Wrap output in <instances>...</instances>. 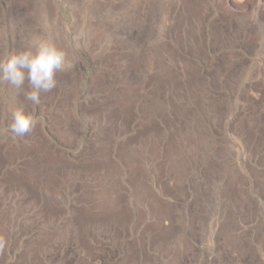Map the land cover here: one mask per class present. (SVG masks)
Wrapping results in <instances>:
<instances>
[{
  "label": "rangeland",
  "instance_id": "rangeland-1",
  "mask_svg": "<svg viewBox=\"0 0 264 264\" xmlns=\"http://www.w3.org/2000/svg\"><path fill=\"white\" fill-rule=\"evenodd\" d=\"M106 1L107 5L103 8L113 5L111 18L116 19H110L108 28L96 30L98 28L95 27L89 29L82 17L103 16L96 11L101 4L98 0H54L55 16L61 18L56 20L51 16L44 17L48 14L44 0H38V3L36 0H0V61H6L18 53L21 32L28 31L21 20L28 19L26 22L30 20L33 26L30 30H36L34 32L38 34L34 38L54 43L67 53L72 65L69 70L57 74L63 82L60 97L51 102L52 99L46 96H50L49 92L41 93L38 106L25 101L23 91L28 86L17 89L0 81V143L20 148L28 135L14 137L11 133L12 113L17 108H22L34 117L36 123L32 131L38 129L52 138L58 147L66 151L68 157L65 152L54 147L57 156L67 161L82 159L83 154L98 143L106 127H112L105 137L113 135V143L119 134L116 125L120 123L118 126L120 129L124 127V134L116 140L114 149L111 148L116 155L118 151L119 155H115L112 160L119 161L124 168L125 178L123 176L121 186L132 219L124 225V235L118 239L115 230L105 234L104 226L98 228L88 249L82 250L76 240L75 224L108 223H92L87 219L88 214L82 211L89 209V205L78 201L80 193L72 194V187L68 183L60 194V211L55 214L53 221H48L42 203L28 202V191L9 186L10 175L2 166L0 224L5 225L0 228L3 237L0 264H20L27 250L43 241L46 242L41 250L44 264H133L129 251L133 246L139 248L146 241L142 230L144 226L150 225L151 215L148 203L138 199L130 182L129 171L121 158L120 150L123 147V150L128 149L127 152H133L135 156L139 152L144 165L148 163L146 168L149 179L154 181L155 192L162 196L164 205L171 211L175 221V224L165 220L164 224L150 225L155 226L152 227V237L157 238L153 239V245L146 246V252L139 251L138 261L134 264H264V195L252 193L259 200V210L248 211L243 222L236 224L241 228L239 232L247 239V244L253 243L256 251L250 256L239 258L236 253L227 250L221 237L227 226L225 218L231 214H227L228 210L225 213V183L222 169L218 168L222 159L214 157L217 170L208 173L199 156L200 151L194 155L189 151L185 139L186 132L192 139L194 129L205 125L222 147L218 148L219 152L224 150V144L228 141L235 153L231 160L247 177V184L252 191L257 189L256 177L264 176V137L257 134V139H251L250 136L254 134L248 131L250 118L256 111L254 108L260 107L264 100V80H261L264 78V0H201L203 8L199 13L190 11L194 0H142L140 6L136 0ZM38 12L44 20L41 24L35 18ZM97 21L88 23L93 26ZM217 25L231 37L237 36L233 39L235 42H225L223 46L214 48L213 29ZM67 45L70 46L69 51L66 50ZM27 46L28 43L24 44L25 49ZM197 52H202L212 62H204L197 57ZM228 54L243 60L244 71L240 69L237 79L226 85L223 78L215 81L216 73L211 65L222 62ZM165 62L175 74L174 83H170L171 79L161 80L159 70ZM187 63L190 67H197L198 81L204 84L202 87L207 92L192 90ZM240 67L243 66L240 64ZM125 86L135 87L140 100L154 89L167 101L162 115L165 120L162 121L168 125H161L158 135L150 141L144 133L141 137L139 131L142 126L115 122L112 110L107 108L116 103L114 93L120 92ZM209 100L215 103L214 107ZM100 102L107 109L96 113L92 107ZM85 109L93 110V119L81 115ZM185 109L189 110L186 112ZM58 113L61 114L58 116ZM187 121L189 128H185ZM33 134L39 133L33 131L28 137ZM171 144L181 156L179 169L172 165L173 161L168 160V157H173L171 152L174 153V150L170 151ZM90 181L86 183L94 184ZM75 183L80 189L82 182ZM88 190L97 188L89 187Z\"/></svg>",
  "mask_w": 264,
  "mask_h": 264
},
{
  "label": "bare ground",
  "instance_id": "bare-ground-1",
  "mask_svg": "<svg viewBox=\"0 0 264 264\" xmlns=\"http://www.w3.org/2000/svg\"><path fill=\"white\" fill-rule=\"evenodd\" d=\"M201 7L203 8L202 1L194 0L193 3H191L190 11H193V12L195 11L199 13L201 11ZM35 18L39 24H41V22L43 23L44 21L43 19H41V16H39V12L37 13V16H35ZM21 21H23L21 22V24L24 25V27L27 28L28 31L27 33H25V31L21 32V36L19 37V45L17 46L18 52L25 50L24 44H27L28 41L33 39L35 36H38V34L34 32L36 30L34 31L30 30V28L33 27L30 24V20L29 22H26L23 19ZM213 30H214L213 31V36H214L213 47L214 48L223 46L224 44H226L225 42H227V44H232V42H235L233 41V39L235 40L237 36L231 37L230 34H227L224 31H222L221 27H219L218 25ZM189 35H191V33ZM178 39L179 41H181L180 37H178ZM178 39L176 38L177 42H178ZM69 49H70V46L67 45L66 50L69 51ZM156 51H160V50H156ZM197 57H199L201 60H203L206 63L210 62V60H208L206 55L203 54L202 52H199V53L197 52ZM240 64L243 67H240ZM187 67H188L187 75H188L189 81L192 83L191 84L192 90H194L195 92L201 91V90L206 91V89L202 87V85L204 84L201 83V81H198L199 71L196 69L197 67L196 68L194 66L190 67L188 66V63H187ZM211 68L212 70H215V73H216L215 81L223 78L225 81V84L227 85V84H231L232 80L237 79L239 72H241V70L244 71L243 70L244 63H243V60H240L237 56L228 54L227 56L224 57V60L222 62H219L217 64L212 63ZM159 75L161 76L162 81L171 79L170 83H174L173 79L175 78L174 77L175 74L171 72V67H169V65H167L166 62L162 64V69L161 71L159 70ZM261 80H264V78ZM135 89H136L135 87L125 86L121 89L120 92H115L114 97H115L116 103L114 102L115 104L113 106H110L107 108H110L112 110V113L115 116V122H122L125 125L137 123L138 125L142 126V130L139 131L141 134V137H142V134L144 133V135H146L147 139H149L150 141L152 137H154L155 135H158L157 132L159 128L161 127V125H164V126L168 125V124H164L165 122L162 121V120H165L164 116L162 115H164V109L168 104L164 98H161L159 96V92L156 93L154 89L152 92L148 93L145 99L140 100L138 98V93H136ZM206 101L208 100L206 99ZM263 101L261 102L260 107L254 108V111L255 110L256 111L255 113L252 114V117L250 118V121H249L250 130L248 129L249 130L248 132H252V134H254V136L249 135L251 139H255V138L257 139V137L259 136V135L257 136V134H260V136L264 137V102ZM209 102L212 103V101L210 100ZM214 104L215 103L213 102L210 105L211 106L213 105L214 107L215 106ZM107 108H103L101 102L97 103L95 107H92L93 110L95 109L96 113H100V112L102 113ZM112 113L111 115H113ZM185 125H186L185 128H187V126L189 128L188 121L185 122ZM210 134H211V131L209 128H206L205 125L204 126L199 125L196 130L194 129L192 139H191V136H189L188 132H186L185 139L188 143L189 151H192L194 155L195 153H197V151H200L198 152L200 153L199 156L202 159V161L205 163L204 167L208 173H214V171L217 170L218 165L216 162H213L214 160L213 158L218 157L222 159V161H220L219 163L221 166L218 168L222 169V172H223L222 177L225 183L224 191H226V196H227L225 200L226 205H227L226 206L227 208L225 207L226 208L225 213H227V210H228L227 214H229V212L231 214L229 217L227 216V218H225L226 219L225 222L227 226L225 227L226 230L224 228L225 231L223 232V235L221 234V237L224 240V243L226 244L227 250L232 253H236L237 257L241 258V257H246L247 255L250 256L254 252L255 246L253 243L247 244L248 242L246 241L247 239L242 235L241 232H239L241 228H239L236 224L243 222V220L247 216L248 211L252 210V211L257 212V210H259L258 209L260 206L259 200L255 198L252 195V193L255 192L257 194L264 195V176L256 177L257 189L252 191V189L247 184V181H248L246 179L247 177H245L241 173V171H239L238 166L235 163V161L231 160L232 159L231 157H233L235 153L232 147L228 145V141L225 142L224 144L225 146L223 145L224 150L222 152H219L218 151V148H220V145H218L219 142L216 138H214L215 136L212 137L213 134L212 136ZM39 136L38 134H33L30 137H28L29 138L28 140H30L29 142H31L30 143L31 145L30 147H28L26 152L22 149V147L13 148L14 147L13 146L11 149H7L8 147L0 148V163H2V165H0V170L2 169V166H4L3 170H5L6 173L10 175L9 186L11 188L18 189V190H22V189H24L25 191L29 190L30 192H34V194L35 193L43 194L44 195L43 198L44 199L46 198L45 200H47L48 205H53V204L60 205L61 191L66 188V185L69 182H71V179L73 177L81 178L84 181L88 179L90 180L93 179L97 181L96 183L98 186L103 187L104 195L102 194L103 196H99V197L96 195H93L91 191L88 190L89 187L93 186V184L85 183L84 187H86L87 191L84 195V202L85 200H88L89 202L92 201L93 203L98 200V202L100 203V206L98 205V208L99 207L100 208L97 210L98 212H95L93 208L91 210L86 208V210L82 212H85L84 214H88L86 215L88 217L87 219H89V221H91L92 223H95L96 221H98V222H107L108 224H101V223L100 224H86L87 222H84L85 224L76 223L75 225H76V232H77L76 233L77 242L79 243L82 250L88 249V245L91 244V242L94 240V236H95V233L97 232V229L102 226L105 227L103 230L104 231L103 233L105 234H110L112 231L115 230L116 239L124 235V232H125L124 225H127L130 222V220L132 219L131 218L132 215H131V212H129V210L126 207V204H127L126 196L123 193V189L121 186L122 179L124 176V168L120 166L119 162L112 160L113 159L112 152L114 150L112 151L111 149L112 148L111 146H113L111 145V143L113 141L112 139L113 135L112 136L110 135V137L106 141H104L105 143L103 144L101 148L94 151L95 153L94 155H92V153L89 152V155L84 160L77 162L73 165L71 164L70 161H67L65 158L61 157L60 159L57 156V152L54 149L52 143L49 140L47 141L46 139H44L43 136L41 137ZM172 144L170 145V148L172 149L170 151L174 150L173 151L174 153L171 152V155L173 157L170 155V157L172 158L170 159L168 157V160L173 161L172 165H176L177 168L179 169L178 165H180L182 162L181 156H179V153L176 152L177 149L173 148ZM193 145L195 146V148H192ZM139 146L141 147V145ZM151 147H154V146L151 145ZM196 147L201 148V150ZM123 148L122 150H120L121 158L123 159V162L125 163L126 168L129 171L130 182L132 183L134 190L138 194L137 196L138 199L140 198L143 201L148 203L147 206L150 209L149 215H151L150 225L151 224L161 225V224H164L165 220H169L171 224H174V218L172 217V214H170L171 211L168 210L166 207H164V201L161 198L162 196H159L158 193L155 192L154 184H153L154 181L149 179V171H148V168H146L147 167L146 165L148 163L144 165L142 156L139 152L137 153L138 155L135 156L133 155V152L132 154H129V152H127L128 149L123 150ZM144 156L147 157V155H144ZM78 188H74V191L75 190L77 191ZM164 208L166 209L164 210ZM48 214L50 217L55 216L52 211L48 212ZM77 218H80V217L77 216ZM78 221H79L78 223H81L80 220ZM2 225L4 226L5 224H0V228ZM150 225L147 226L146 228L144 226V229L142 230V236L146 239V241L143 242V245L139 246V248L132 245L133 247L129 251L131 262L134 261L135 263L136 261H138L136 260V258H137V254L139 253V251L146 252V250H148L146 246L147 245L150 246L154 244V243L152 244L153 239L157 237H155L154 235H153L154 238L152 237V231H153L152 227L154 225L152 226ZM153 228H155V226ZM159 235H162V234H159ZM2 239L3 237L0 235L1 247L3 243ZM46 241L49 242V240H46ZM43 243L44 241L42 243L37 244L36 246H33L31 249L27 250L25 257L23 256L24 259L20 262V264H44L42 263V260H41L42 258L41 250L43 249ZM127 258H129V256Z\"/></svg>",
  "mask_w": 264,
  "mask_h": 264
},
{
  "label": "clouds",
  "instance_id": "clouds-1",
  "mask_svg": "<svg viewBox=\"0 0 264 264\" xmlns=\"http://www.w3.org/2000/svg\"><path fill=\"white\" fill-rule=\"evenodd\" d=\"M72 67L65 51L54 43L39 38L28 42V47L12 56L6 61H0V81L7 82L23 91L25 101L34 106L41 103V93L51 92L57 87V74ZM34 117L17 108L12 113L10 130L14 137H24L35 126Z\"/></svg>",
  "mask_w": 264,
  "mask_h": 264
},
{
  "label": "crops",
  "instance_id": "crops-1",
  "mask_svg": "<svg viewBox=\"0 0 264 264\" xmlns=\"http://www.w3.org/2000/svg\"><path fill=\"white\" fill-rule=\"evenodd\" d=\"M45 1V3H46V5H47V10H48V14L47 15H44V13H43V11H42V8H41V12H42V14L44 15V17H48V16H51V17H54V19L56 20V19H61L59 16H55V11H54V0H44ZM82 1V0H81ZM98 1H100L99 3H101V4H99V8L98 9H96V11H98V15H103L102 17H98V16H84V17H82V19L83 20H86L85 22L87 23V25H88V27H89V29H91L92 27H95V28H98L97 30H99V29H103L104 27H109V21H110V19H116V18H114V17H112L111 18V13H114V7H113V5H110V6H108V7H105V8H103L104 6H106L107 5V1L106 0H98ZM139 6L142 4V0H136L135 1ZM36 3H38V0H36ZM150 10H152V8H151V5H150ZM101 13V14H100ZM93 20H99V21H97L98 23H95L93 26H92V24H90V23H88V22H93ZM105 24H106V26H105ZM57 78V81H58V83H57V87L55 88V89H53L51 92H49L50 93V96L48 95V94H46V96L47 97H49L50 99H52V101L51 102H55L56 101V98H59L60 97V94H62L61 93V89H62V87H63V82H62V78L60 77V76H57L56 77ZM25 86H28L27 85V81H25V85H24V87ZM66 90V89H65ZM51 105H53V103H51ZM59 111H62V110H60V109H58ZM93 110H88V109H85V110H83V114H81V115H83L84 117H91L92 118V112ZM61 113H58L57 115L59 116ZM93 119V118H92ZM120 123H118L117 124V133H119L118 135H116L115 136V138H114V142L112 143L113 144V146H112V148L114 149V145H115V142H116V140H119L120 139V137L124 134L123 132H124V127L122 126L121 127V129H120V126H118ZM121 125V124H120ZM113 126V125H112ZM107 129L106 130H103L102 132H101V135L99 136V139H98V143L95 145V146H93V147H91V148H89L87 151H86V153H84L83 154V158L82 159H80V160H71V159H69L70 160V162H71V164L73 165V164H75V163H77V162H80V161H82V160H84L85 158H86V156H88L89 155V152L90 153H92V155H94L95 153H94V151H96L97 149H99V148H101L102 146H103V144L105 143L104 141H106L108 138L107 137H105L106 135H107V133H109L110 132V130H111V128L112 127H106ZM33 131H36V133H39L38 134V136L39 137H41V136H43L44 137V139H46L47 141L49 140L51 143H52V145H53V147H55L56 149H60L62 152H65L66 153V151H64L63 150V148H61V147H58V145L57 144H55V142H54V140L52 139V138H50L49 136H45V134H43L41 131H39L38 129L37 130H33ZM32 131V132H33ZM31 132V133H32ZM31 133H29V134H31ZM28 134V135H29ZM28 135H27V137L24 139V143H23V145L21 146L22 148H25V150L27 151V149H28V147H30V143L31 142H29L30 140H28L29 138H28ZM68 135V134H67ZM55 137V139H57V137L56 136H54ZM102 142V143H101ZM58 143H60L61 144V141L60 140H58ZM7 144H5V143H0V148H7V149H11L12 148V146L11 145H7ZM27 145V146H26ZM62 145V144H61ZM65 144L63 143V146H64ZM67 145V144H66ZM26 146V147H25ZM117 148H119V144L117 145ZM118 150V149H117ZM25 151V152H26ZM116 155V152L115 151H113L112 152V158L114 157ZM66 156H67V153H66ZM117 157H119V155H118V151H117V155H116ZM68 157V156H67ZM117 161V160H116ZM119 162V161H118ZM0 164H2V163H0ZM76 181H81L82 183V186H81V188L79 189L78 188V190L77 191H74V188H77L76 187V183L74 184V182H76ZM87 181H90V179H88ZM86 181V182H87ZM83 179H81V178H72L71 179V182H69V184L71 185V187H72V189H71V193L73 194H75V193H80V197L81 198H79V202L80 203H85V204H88L89 205V209L91 210L92 208L94 209V211L95 212H98L97 210L100 208H98V205L100 206V203L98 202V200L96 201V202H93L92 203V201H88V200H85V202H84V195H85V193H86V188H84L83 189V187H84V184L86 183ZM90 182H94V184H93V186L92 187H94V188H97V190H94V191H91V193L93 194V195H96V196H103L104 194H103V192H104V190H103V187L102 186H98L97 185V181H95V180H92V181H90ZM89 182V183H90ZM74 184V185H73ZM101 187V188H100ZM82 189V190H81ZM63 190H65V189H63ZM28 193H30L29 195H30V197L28 198L29 199V201L28 202H30V203H34V204H40V203H42L43 205H44V213L47 215L48 214V212H50V211H52L53 212V214L55 215V214H57L59 211H60V208H61V204L60 205H55V204H53V205H48V203H47V200H45L43 197H44V195L43 194H39V193H35L34 194V192H30L29 190H28ZM33 193V194H32ZM62 193H63V191H62ZM124 193V192H123ZM103 194V195H102ZM28 195V196H29ZM64 197V196H63ZM87 197V196H86ZM63 199V198H62ZM34 200H35V202H34ZM46 201V202H45ZM63 201V200H62ZM47 203V204H46ZM62 203V202H61ZM91 203V204H90ZM93 204V205H92ZM93 207H92V206ZM96 206V207H95ZM164 207H166L165 205H164ZM48 208V209H47ZM167 208V207H166ZM168 209V208H167ZM47 210V211H46ZM86 210V209H85ZM170 212V211H169ZM85 213V212H84ZM48 221H53L54 219L53 218H55V216H52V217H50L49 216V214H48ZM45 221H47V219L45 220ZM174 224H175V221H174ZM166 232H167V234L169 235V227H167L166 228ZM169 239V238H168ZM184 248V247H183ZM182 248V249H183Z\"/></svg>",
  "mask_w": 264,
  "mask_h": 264
}]
</instances>
